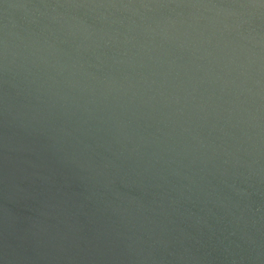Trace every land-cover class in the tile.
Returning a JSON list of instances; mask_svg holds the SVG:
<instances>
[{"label":"water","instance_id":"obj_1","mask_svg":"<svg viewBox=\"0 0 264 264\" xmlns=\"http://www.w3.org/2000/svg\"><path fill=\"white\" fill-rule=\"evenodd\" d=\"M0 264H264V0H0Z\"/></svg>","mask_w":264,"mask_h":264}]
</instances>
